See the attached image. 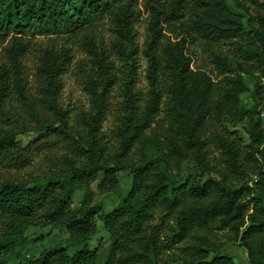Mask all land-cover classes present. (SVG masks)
I'll return each mask as SVG.
<instances>
[{"label":"trees","instance_id":"obj_1","mask_svg":"<svg viewBox=\"0 0 264 264\" xmlns=\"http://www.w3.org/2000/svg\"><path fill=\"white\" fill-rule=\"evenodd\" d=\"M236 2L248 13L247 22L230 11L227 0H147L150 34L142 52L149 89L142 101L137 91V0H0V45L11 42L6 51L18 87L26 35H76L106 18L115 26L113 48L124 68L118 84L113 56L96 52L98 71L87 82L90 106L70 124L68 110L59 102L64 60L46 53L42 113L33 110L37 126L29 128L36 135L21 145L16 131L0 128V172L25 169L40 154L49 170L30 182L0 179V254L14 251L31 226L48 223L65 227L71 239L83 244L73 253L65 246L46 247L28 264H97L98 252L89 240L98 217L110 235L103 264H159L166 247L152 224L159 213L162 222L174 219L172 241L188 242L189 257H181L182 264H237L228 254L209 258L210 249L204 248L223 230L246 249L250 264H264V0H253L256 14L246 0ZM164 24L181 39L161 49ZM247 25L254 33L251 43L241 41ZM193 44L216 64V78L195 64ZM252 67L260 72L255 101L244 108L241 94L249 88L243 73ZM2 70L0 114L8 91L7 67ZM164 75L169 77L171 102L159 125ZM116 85L121 86V112L110 142L103 123ZM244 121L250 129L247 145L236 132L218 129L226 122ZM156 127L163 130V140L152 137ZM154 143L161 152L147 157L145 150ZM183 161L219 178L183 183L172 175ZM123 169L131 174L130 191L112 210L101 212L91 184L102 172L99 188L115 194ZM79 185L86 192L73 208Z\"/></svg>","mask_w":264,"mask_h":264},{"label":"rangeland","instance_id":"obj_2","mask_svg":"<svg viewBox=\"0 0 264 264\" xmlns=\"http://www.w3.org/2000/svg\"><path fill=\"white\" fill-rule=\"evenodd\" d=\"M227 5L230 11L240 14L244 22H247L248 13L238 6L236 0H227ZM246 5L249 7L251 13H257V4L253 0H246ZM137 6L140 10L135 25L137 31L136 41L139 46L137 91L143 101L148 94L149 82L146 74L148 62L142 50L150 34L149 23L151 14L147 0H137ZM115 38V26L110 18L103 19L92 27H85L76 35L45 33L26 35L23 38L26 48L20 62L22 70L20 76L22 81H19V87L16 85V71L12 67L6 51L11 42L7 40L4 44L0 45V74L4 66L8 70L6 73L8 76V91L6 92L4 101V112L0 114V128L16 131L18 133V143L21 145L27 144L35 137L36 131L29 130V128L33 129L37 126L36 118L32 115L33 110L35 108L41 110L42 108L40 101L43 96V88L46 85V74L42 66L48 51L55 54L57 60H64L65 66L60 72L62 87L59 102L63 109L68 110L70 116L69 122L73 124L76 119V114L83 109H88L90 106V93L87 89V82L89 75L96 74L98 71L99 56L96 52L100 55L104 53L108 57L113 56L111 58L114 59L115 70L118 72V84L123 82L121 79L124 70L123 62L117 59L116 50L113 48ZM180 39L181 36H178L172 27L164 24L159 39V46L162 49V47ZM241 41L246 43L254 41V33L248 25L245 27V33L241 36ZM190 48L196 53L194 56L195 64L203 65L206 71L213 78H216V64H213L209 58L204 57L205 54L202 53L200 46L193 44ZM66 54L68 55L65 57ZM259 74V70L253 67L249 72L243 73V79L249 88L241 94L242 106L244 108H250L254 104L255 97L253 90L255 83L259 80ZM168 81L169 77L167 75L161 78L160 87L163 92V97L160 107L161 113L158 116L159 125L164 124L163 118H165L171 102V97L168 93ZM2 87V77L0 75V91ZM120 87L116 85L113 88L112 109L103 123L106 140L110 142L113 141L117 125V116L121 112L120 101L122 93ZM48 112L50 114L52 113L51 110ZM260 116L264 118V108L261 110ZM223 128L227 131L236 132L242 138L244 145L249 144L250 129L247 121L237 123L226 122L220 125L218 129ZM162 131L156 127L152 137H158L163 140L164 135ZM159 152L161 150L156 143L148 146L145 150L146 156L150 158L156 157ZM40 155L34 158L32 165L25 169L20 171L12 169L11 172H0V179L12 177L30 182L38 176H46L49 169L46 165V159ZM172 175L183 183L194 179L204 182L208 178H219L216 173L202 172L196 169L193 163L187 161H183L180 169L174 170ZM102 178L103 173L101 172L97 180L91 185L95 192L96 201H100L102 204L101 212H109L130 191L132 186L131 174L129 173V169L120 171L119 187L115 194H109L99 188V183ZM85 192V186H77L72 197L73 208L80 206ZM161 219V215L158 213L152 221V224L160 230V242L166 246L162 249V260L159 264H182L181 257H189L185 249L188 242L174 243L171 239L175 227L174 219L170 217L165 222H162ZM94 221L96 224V232L89 240V245L92 249H97V264H103L109 252L110 235L105 229L104 223L98 217ZM213 240V245L204 247L210 249L209 258L214 257L216 254H228L237 264H250L246 249L239 242L231 240L227 230L218 232ZM82 244L80 241L71 239L68 230L63 226L54 227L48 223L31 226L26 230L24 240L19 243L14 251L0 254V264H28L31 258L37 257L46 247L65 246L69 253H73Z\"/></svg>","mask_w":264,"mask_h":264}]
</instances>
